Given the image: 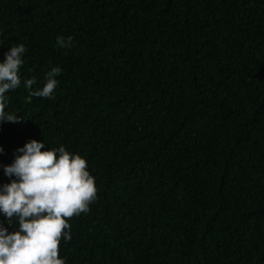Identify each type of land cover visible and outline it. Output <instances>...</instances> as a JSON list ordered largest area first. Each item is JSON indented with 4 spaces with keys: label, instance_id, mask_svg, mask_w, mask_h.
Segmentation results:
<instances>
[{
    "label": "trees",
    "instance_id": "obj_1",
    "mask_svg": "<svg viewBox=\"0 0 264 264\" xmlns=\"http://www.w3.org/2000/svg\"><path fill=\"white\" fill-rule=\"evenodd\" d=\"M21 43L0 186L32 139L86 159L65 264H264V0H0V62Z\"/></svg>",
    "mask_w": 264,
    "mask_h": 264
},
{
    "label": "clouds",
    "instance_id": "obj_2",
    "mask_svg": "<svg viewBox=\"0 0 264 264\" xmlns=\"http://www.w3.org/2000/svg\"><path fill=\"white\" fill-rule=\"evenodd\" d=\"M73 38L57 36V44L72 47ZM24 44L13 45L0 62V120L22 122L15 112L6 111L7 93L21 85L20 69L24 63ZM62 71L53 67L42 88L30 94L51 98ZM37 83L32 77L24 81L31 90ZM44 149V142L32 139L16 150L15 159L4 166V174L15 176L0 186V212L8 224H18L9 232L0 222V264H65L59 255L61 238L71 240L69 220L88 212L97 198L94 177L85 158L61 145ZM3 149L0 148V152Z\"/></svg>",
    "mask_w": 264,
    "mask_h": 264
}]
</instances>
